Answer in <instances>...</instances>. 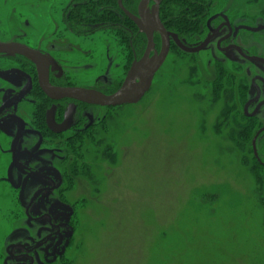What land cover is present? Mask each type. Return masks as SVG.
Instances as JSON below:
<instances>
[{"label":"rangeland","instance_id":"374dc122","mask_svg":"<svg viewBox=\"0 0 264 264\" xmlns=\"http://www.w3.org/2000/svg\"><path fill=\"white\" fill-rule=\"evenodd\" d=\"M224 1L255 16L253 49L264 55V0ZM0 4L2 17L11 2ZM213 16L212 21L218 18ZM101 38L112 41L115 35L102 34L99 43ZM214 53L215 43L196 55L172 48L144 100L110 110L105 128L94 130V140L64 173L65 186L32 208V216L39 217L61 201L74 211L60 220L73 231L63 233L62 255L51 240L38 250L34 264H264V179L258 178L264 170L248 151L250 127L246 147L227 136L228 123L239 129L248 120L243 102L234 121L233 110L226 115L227 88H217ZM115 56H109L111 64L116 59L112 68L120 63ZM114 72L110 80L117 79ZM6 149L0 135V264H16L9 259L12 246L43 241L49 224L25 216L39 188L14 185L38 180L15 173L12 186ZM35 161L44 164L41 156Z\"/></svg>","mask_w":264,"mask_h":264},{"label":"flooded vegetation","instance_id":"af4514ba","mask_svg":"<svg viewBox=\"0 0 264 264\" xmlns=\"http://www.w3.org/2000/svg\"><path fill=\"white\" fill-rule=\"evenodd\" d=\"M19 1L8 0L11 2L8 12L0 17V44L9 46L8 51L0 52V135L7 142L6 154L10 157L7 173L11 185L16 173L18 178L37 179L38 183L19 180L14 186L38 187L34 195L43 190L28 208L32 196L25 216L31 222L47 220V236L32 245L12 246L9 254L10 261L15 260L16 264H34L38 250L51 240L56 242L55 252L62 255L59 247L64 243L63 233L71 236L73 231L70 224H63L60 220L71 218L74 211L66 202L56 201L49 206L47 213L34 217L31 214L33 206L41 197L65 186L64 173L72 170L77 162V153L84 145L94 140V130L105 128L110 110L128 106L96 105L66 96L60 91L81 88L112 95L123 86L135 63L158 57L163 40L162 35L155 32L153 45L149 47L146 35L126 15L125 11L139 19L143 0H121V4L120 0H24L25 5L18 8L16 4ZM183 1L187 4V15H184L187 23L195 24L189 27L190 31L182 34L175 31L174 26L180 24L179 18L169 15L167 20L164 19L163 0L159 6L161 22L166 31L175 35L187 48L200 47L208 35L218 30L202 51L215 43L213 63L218 68L217 88H227L225 107L230 110L225 109L226 115H232L233 110L231 120L234 121L238 115L237 105L243 102V116L248 120L239 129L236 123H228L227 136L245 139L250 127V131L254 132L248 151L264 170V131H261L264 129V62L248 59L257 57L264 60V55L257 54L253 49L257 33L254 30L257 23L255 16L238 6L230 9L231 6L221 4V0ZM40 5H43L42 9ZM155 6V0H151L144 8L150 12ZM213 15H218L214 21L211 19ZM11 17L15 19L11 20ZM105 33L114 34L115 40L101 38L102 43H99V38ZM97 36L100 37L95 41ZM172 48L185 55L202 52H184L170 36L169 52L154 75L151 89ZM26 51L29 55L23 53ZM97 52L102 57L97 59ZM111 54L120 60L113 68L116 59L109 63ZM95 59L98 64L93 63ZM261 68L262 74L254 73ZM111 70L115 71L113 76L116 80H110ZM96 72L101 73L96 75ZM88 78L90 82L82 83ZM39 156L44 164L36 163L35 158ZM56 208L63 211L55 214ZM66 229L69 230L64 232ZM16 250L21 253L15 254Z\"/></svg>","mask_w":264,"mask_h":264},{"label":"water","instance_id":"95a60500","mask_svg":"<svg viewBox=\"0 0 264 264\" xmlns=\"http://www.w3.org/2000/svg\"><path fill=\"white\" fill-rule=\"evenodd\" d=\"M149 1L151 0L142 1L140 13H139L140 15L139 19L126 11L125 13L133 21L136 22L140 30L143 31V33L146 35L149 42V47L153 45V37L155 32H158L162 35L163 48L161 53L158 55V57L154 59L146 58L143 59L142 62L135 63L132 66L123 86L116 93L112 95H104L99 92H95L87 89H81V88L64 90L65 92L60 91L62 94L66 93V96L107 107L138 104L150 91L154 75L161 67V65L163 64V62L167 57L170 46V36H172L175 43L179 46L180 49H182L184 52L193 54L202 51L208 45L210 40L218 34V30H217L214 33L208 35L206 40L203 42V44L198 48H187L180 43V41L175 35H170L166 31L163 23L161 22L160 13H159V6L161 0H155L156 6L153 7L152 11L150 12L146 11V9L144 8ZM120 4H121V0H120ZM8 48H9L8 45L0 44V52H6L8 51ZM28 52L29 51L23 53L29 55ZM248 59L252 61L264 62L263 59L257 57H251ZM137 78H139V80H137ZM261 131H264V129H262ZM42 192L43 190H40L34 195L28 208H30L35 203V201Z\"/></svg>","mask_w":264,"mask_h":264},{"label":"trees","instance_id":"16d2710c","mask_svg":"<svg viewBox=\"0 0 264 264\" xmlns=\"http://www.w3.org/2000/svg\"><path fill=\"white\" fill-rule=\"evenodd\" d=\"M221 4H225L224 0H221ZM186 7L187 4L183 0H163V5H162V15L164 19H168L169 15L179 18V23L178 25H175L174 27L176 28V32L179 33H185L190 31L189 27H194L195 24H189L187 23V18L184 17V15H187L186 13ZM172 8V9H170ZM171 12V13H170ZM198 15V13H197ZM185 24V25H184ZM237 144L240 147H246L248 142L245 139H240L237 141ZM260 179H264V174L261 177H258Z\"/></svg>","mask_w":264,"mask_h":264}]
</instances>
